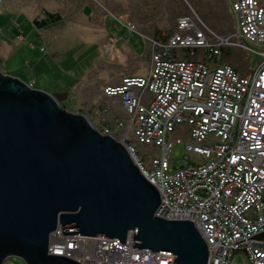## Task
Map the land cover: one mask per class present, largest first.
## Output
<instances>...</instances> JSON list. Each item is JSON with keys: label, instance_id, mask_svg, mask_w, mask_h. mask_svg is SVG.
Returning a JSON list of instances; mask_svg holds the SVG:
<instances>
[{"label": "built area", "instance_id": "built-area-1", "mask_svg": "<svg viewBox=\"0 0 264 264\" xmlns=\"http://www.w3.org/2000/svg\"><path fill=\"white\" fill-rule=\"evenodd\" d=\"M227 2L236 25L230 34L191 12L165 36H148V75L105 87L119 97L124 116L114 126L106 118L93 124L125 146L159 191L155 215L194 222L208 245L207 264H264V0ZM232 47L262 58L243 73L222 60ZM186 48L203 56L179 57ZM183 140L177 160L172 149ZM62 230L76 228L59 224L50 253L82 264H174L171 253L133 246L132 234L122 241Z\"/></svg>", "mask_w": 264, "mask_h": 264}, {"label": "water", "instance_id": "water-1", "mask_svg": "<svg viewBox=\"0 0 264 264\" xmlns=\"http://www.w3.org/2000/svg\"><path fill=\"white\" fill-rule=\"evenodd\" d=\"M0 79V258L29 264H82L52 254L59 224L87 236L119 238L171 253L174 264H207L208 245L189 219L155 215L159 191L121 142L101 134L87 113L65 104L67 91H28ZM63 228V227H62Z\"/></svg>", "mask_w": 264, "mask_h": 264}, {"label": "rangeland", "instance_id": "rangeland-1", "mask_svg": "<svg viewBox=\"0 0 264 264\" xmlns=\"http://www.w3.org/2000/svg\"><path fill=\"white\" fill-rule=\"evenodd\" d=\"M90 10L92 14L88 15L87 11ZM47 11L60 12L65 17L50 25V29L38 27L34 19H43ZM124 12L127 16L123 17L121 14ZM191 12L196 13L222 35L230 34L236 28L227 0H80L78 3L75 0H0V52L5 53L2 58L0 56V67L5 74L21 79L29 87L43 88L47 92L52 91L50 88L53 78L64 80L63 88L69 93L64 101L67 107L78 113L83 111L79 109L81 107L84 110L93 108V112L97 114V124H105L102 121L104 118L108 122H114L111 114L103 112V105H107L106 103L98 102L95 107L87 106L89 98L86 96L87 104H80L79 100L82 98L77 95L79 89L73 85L92 84L98 76V70L103 78L115 71L107 64L105 43L110 34L119 40L118 45L122 48L120 51L132 55L133 64L129 63L126 68L132 66L136 74L148 75L152 63L149 47L152 43L148 36H165L174 30L176 20L181 14ZM210 13L216 18L214 22L207 18ZM124 19L134 23L135 29L134 26L121 22ZM16 35H20L22 39L18 41ZM229 49L232 52L229 58L234 57L238 62L234 64L227 57L222 60L235 65L243 73L248 70L249 63L253 67L262 58L258 53L242 48ZM7 54L12 57L7 58ZM178 55L181 58L199 57L202 51L196 50L194 55L189 51H181ZM116 62L119 63L117 60ZM36 64L39 66L33 74ZM36 74L38 81L33 79ZM101 84L96 88L98 91ZM106 86L102 90L105 94ZM133 142L140 150L144 148V145L134 139ZM184 144V140L175 144L171 153L173 158H183ZM68 225L65 227H70ZM244 260L243 256H235V261ZM4 264L29 263L22 257L10 255Z\"/></svg>", "mask_w": 264, "mask_h": 264}, {"label": "crops", "instance_id": "crops-1", "mask_svg": "<svg viewBox=\"0 0 264 264\" xmlns=\"http://www.w3.org/2000/svg\"><path fill=\"white\" fill-rule=\"evenodd\" d=\"M75 1H76V3H78L80 0H75ZM90 9H91V7H90ZM91 12H92L91 10H90V12L87 11L88 15L92 14ZM64 17H65V15H63V18ZM51 27H48V29H50ZM15 38H19L18 41H20L22 39V37L20 35H16ZM106 41L107 42L105 43V48H106V53L108 54V63L107 64L111 65L109 67L114 69L115 71H112L108 77L105 76V78H103L100 76L101 74H99V70H98L97 71L98 76L95 77L94 81H92V84H87V85H79V84L76 85V84H74L73 87H76V89L77 88L79 89L77 91V95L79 94L82 98V99L80 98L81 100H79L80 104H81V102L86 103V101H85L86 96H87V98H89L88 102H87L89 104L87 106L95 107V105L98 102H101L102 104L106 103L107 105H103V112L105 111L104 113L105 114L107 113L108 115L111 114V116H112L111 119H114V122H113V120L110 122H112L113 126H114L116 118L123 117L124 111H123L121 102L119 100V97L107 95L102 90H103L105 85H114V84L120 83L123 76L138 75V74L135 73V69L132 68V66H131V68H126V66L129 63H131V65L133 64V62H131L133 60V58L131 57L132 56L131 54H129L125 51H124V53L122 51H120V50H122V48H120V46L118 45L119 40L117 39V37L114 35L111 36V34H110V35H108ZM0 54H1L0 56L2 58V54L4 55L5 53L0 52ZM9 57L11 58L12 56L7 54V58H9ZM3 58H5V57H3ZM116 60L119 61V63H117ZM7 66H8V62H7ZM38 66H39V64H36V66L34 67L33 74H34V71L38 68ZM33 79H34V81H38L37 74H36V76H34ZM64 83H65L64 80L53 78L52 83H51V88H50V89H52V91H50V92L52 93L53 91H66V89L63 88ZM101 83H103V84H101ZM100 84L102 87H101L100 91H98V89H96V88H98V86ZM34 86H35V83H34ZM35 89H40V88H35ZM91 90H92V92H91ZM147 97L151 98L152 95L147 93ZM79 109L83 110L80 113H87L94 122H95V119H98V118H96L97 114L95 112H93V108L89 107L87 110H84L83 107H81ZM118 112H121L122 114H119ZM113 115H115V116H113Z\"/></svg>", "mask_w": 264, "mask_h": 264}, {"label": "trees", "instance_id": "trees-1", "mask_svg": "<svg viewBox=\"0 0 264 264\" xmlns=\"http://www.w3.org/2000/svg\"><path fill=\"white\" fill-rule=\"evenodd\" d=\"M207 18L209 20L213 21V22L216 20L215 16H212V14L209 15ZM62 19H63V14H61L60 12L47 11V12H45V17L43 19H34V23L38 27L44 28V27H49L50 25H54V24L60 22ZM227 52L228 53H226L224 57H227L229 59L228 61H232V62H234V64L237 63L238 60L234 59V57L233 58H229L232 55L231 49H228ZM236 69H237V67H236ZM0 79H4V80H9L10 79V76L5 74L4 71L1 69V67H0ZM27 90L28 91H32V92L36 91L34 88H31V87H28ZM11 253L12 252H7L4 256H10ZM3 259H4V257L0 258V264H2ZM33 264H38V263L36 261H34Z\"/></svg>", "mask_w": 264, "mask_h": 264}, {"label": "bare ground", "instance_id": "bare-ground-1", "mask_svg": "<svg viewBox=\"0 0 264 264\" xmlns=\"http://www.w3.org/2000/svg\"><path fill=\"white\" fill-rule=\"evenodd\" d=\"M121 16L124 17V16H127V14L124 12V13L121 14ZM131 24L134 26V29H135L136 26L134 25V23H131ZM187 49H188V50H187ZM189 50L191 51L192 49L186 48L184 51H189ZM190 51H189V52H190ZM179 53H180V52H179ZM190 54H191V53H190ZM194 54H195V52H194L193 54H191V55H194ZM202 56H203V53H202V55H201L200 57H202ZM150 57H152V56L150 55ZM192 57H195V56H192ZM68 95H69V93H68ZM68 108H69V107H68Z\"/></svg>", "mask_w": 264, "mask_h": 264}]
</instances>
